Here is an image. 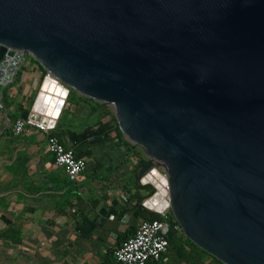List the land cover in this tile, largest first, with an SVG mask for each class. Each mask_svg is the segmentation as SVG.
Returning <instances> with one entry per match:
<instances>
[{
    "label": "water",
    "instance_id": "obj_1",
    "mask_svg": "<svg viewBox=\"0 0 264 264\" xmlns=\"http://www.w3.org/2000/svg\"><path fill=\"white\" fill-rule=\"evenodd\" d=\"M26 56L20 118L53 129L69 92L108 106L146 159L141 207L221 264H264V0H0V86Z\"/></svg>",
    "mask_w": 264,
    "mask_h": 264
},
{
    "label": "crops",
    "instance_id": "obj_2",
    "mask_svg": "<svg viewBox=\"0 0 264 264\" xmlns=\"http://www.w3.org/2000/svg\"><path fill=\"white\" fill-rule=\"evenodd\" d=\"M41 77L26 57L0 86V106L11 123L29 113ZM93 106L67 96L51 131L84 161L74 183L53 165L41 132L14 136L11 123L7 133L0 131V264H115L114 248L134 233L143 216L135 206L151 192L134 177L146 159L119 136L108 106ZM193 257L181 260L169 249L158 264H218Z\"/></svg>",
    "mask_w": 264,
    "mask_h": 264
},
{
    "label": "built area",
    "instance_id": "obj_3",
    "mask_svg": "<svg viewBox=\"0 0 264 264\" xmlns=\"http://www.w3.org/2000/svg\"><path fill=\"white\" fill-rule=\"evenodd\" d=\"M27 129L37 130L44 135L45 150L51 157L53 165L62 170L68 182L74 183L84 171V161L66 149L59 139L51 133L52 129H48L27 117L25 119L16 118L10 124V130L14 136L24 133ZM159 173L162 178L166 179L161 170ZM163 189L165 192L168 191L167 186H164ZM165 200L167 201L166 197ZM157 215L158 219L151 221L139 220L134 233L120 241L112 252L115 264H158L160 262L167 253L168 240L174 236L178 237L181 230L168 207Z\"/></svg>",
    "mask_w": 264,
    "mask_h": 264
},
{
    "label": "trees",
    "instance_id": "obj_4",
    "mask_svg": "<svg viewBox=\"0 0 264 264\" xmlns=\"http://www.w3.org/2000/svg\"><path fill=\"white\" fill-rule=\"evenodd\" d=\"M68 101L69 102H76V103H87V102H90V103H92L94 105L91 108V110H93V111L96 110V109H99V108L106 107L103 104L95 103V102H93L91 100H88V99L82 98L80 96H77L73 92H69V94H68ZM143 163H144L143 160H140L139 161V165H141ZM151 192H150V194H151ZM135 209L138 211L137 213H139V214H140V211L143 212V216H141V220L151 221V220H154V219H158V215L157 214L146 211L139 204H136ZM182 246L187 247L188 252L184 253L182 251V249H181ZM170 248H174V251H176V254L178 256H181V257H179L181 260H187L189 257L190 258H194L193 256L199 254V256H206V257L214 260L216 263L221 264L217 260H215L214 258H212L211 256H209L206 253H204L203 251L199 250L197 247H195L192 243H190L186 238H183L182 236H180V237H175V236L174 237H171L168 240V250ZM153 264H157V263H153Z\"/></svg>",
    "mask_w": 264,
    "mask_h": 264
},
{
    "label": "rangeland",
    "instance_id": "obj_5",
    "mask_svg": "<svg viewBox=\"0 0 264 264\" xmlns=\"http://www.w3.org/2000/svg\"><path fill=\"white\" fill-rule=\"evenodd\" d=\"M27 57V56H26ZM25 57V58H26ZM27 58H30V57H27ZM109 108V107H108ZM110 109V108H109ZM111 110V109H110ZM12 117H9V116H4L3 112H2V107L0 108V131L1 133H7L8 132V125L9 123H11L12 121ZM182 236L183 238H185L181 232V234L178 236L180 237ZM170 250H174V248H170ZM177 255V254H176ZM178 256V255H177ZM178 257H181V256H178Z\"/></svg>",
    "mask_w": 264,
    "mask_h": 264
}]
</instances>
